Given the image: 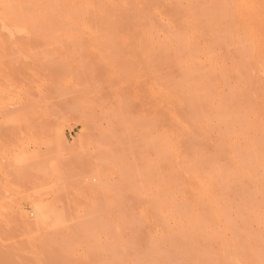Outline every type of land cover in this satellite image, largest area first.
<instances>
[{"label":"rangeland","instance_id":"1","mask_svg":"<svg viewBox=\"0 0 264 264\" xmlns=\"http://www.w3.org/2000/svg\"><path fill=\"white\" fill-rule=\"evenodd\" d=\"M55 1L58 14L61 0ZM74 1L76 10L85 7L77 17L81 22L69 16L76 29L83 28L76 30V37L71 29L49 37L44 28L49 27L52 13L46 7L38 10L45 9L40 14H48L47 22L38 21L40 14L31 19L26 12V24L33 31L2 29L0 21V264H264V53L263 61L254 60L252 65L249 51L242 52L259 37L264 40V25L251 40L241 27H235L241 36L232 27L234 32L226 33L230 38L223 37L226 28L218 26L222 19L213 14L218 0H206V4L213 1V13L212 6H202L208 12L200 8L203 0H114L117 5L99 0L108 15L99 13L97 18L98 0H89L90 5L87 0ZM23 2L27 8L28 1ZM8 3L12 8L6 7L8 11H21ZM64 8L68 15V7ZM138 9L149 10L148 22L143 17L147 13ZM20 13L18 18H24ZM261 14L256 17L263 21ZM0 15L12 25L20 14ZM101 16L108 23L116 17L111 28L115 34L109 29L113 25ZM50 17L49 25L59 20ZM205 17L211 21L214 17L217 24L208 21L212 25L207 27ZM92 20L96 28L102 27V37ZM24 23L21 26H27ZM36 24L46 36L39 34ZM242 34L249 39H244L247 45L240 42ZM124 36L129 41L124 43ZM98 42L108 48L101 50ZM107 42L116 47L109 49ZM239 61L250 62L249 71L254 70L249 72L251 65L245 69ZM188 74L200 93L193 81L184 78ZM193 93L197 102L190 96ZM229 106L234 109L225 108ZM193 108L198 116L190 114ZM39 211L41 226L34 223Z\"/></svg>","mask_w":264,"mask_h":264},{"label":"bare ground","instance_id":"2","mask_svg":"<svg viewBox=\"0 0 264 264\" xmlns=\"http://www.w3.org/2000/svg\"><path fill=\"white\" fill-rule=\"evenodd\" d=\"M23 1H24V0H23ZM23 1H22V0H0V13L2 14V17H4V16H8V17H9V14H10V13H12V15L15 17V16H17L18 13H19L20 15L17 16V18H18L19 16L21 17V13H20L21 11H22V15H23V13H25V15H23L24 18L22 17V18H23V21H22L21 24H20L19 22L21 21L22 18H18L17 21H15L16 19L13 18V20L15 19V20H14L15 23L13 22L14 24H12V25H10V24L8 23V24L10 25L9 27H8V24L5 22V20H4V22L7 24V27H6V24L3 22V20H0V21H1V24H2V26H1V24H0V26L2 27V29H11V30H13V29L15 28V29H18V30H15V29H14L13 31H21V30L23 31V30L29 28V30H30V29L32 30V28H33L32 25H30V26H31V28H30L29 24H26L27 21H25V19H28L27 17H29L30 15H31L30 18L33 19L32 17H35L36 15H38V14H40V13H43V11H44L45 9H47V8H48L49 11L53 14V12L55 11V9H54V6L56 5L55 2H57V1H55V0H53V1H52V0H48L49 2L52 1L51 4H52L53 7H51V6H48V5H51V4H50V3L48 4V1H47V0H46L47 2L44 0V4H43L42 1H39V0H30V2H29V0H27V1L29 2V3L27 2V4H28V5H27V8H28V9H27V8H26V4H25V7L23 8V5H24V4H23V3H24ZM25 1H26V0H25ZM62 1H63V0H61V5H60V2H59V5H60V6L58 5V8H60V7H61V8H60V9L57 8L58 14L54 12V15H52V14H50V13L47 11V12L50 14V16H54V17H56L55 14L58 15L56 18H59V20L55 18L56 21H57V23H55L56 21L54 20V21H55V22L53 21L54 24L51 23V25H49V18L51 19V17H50V16L48 17V14H46L45 16H43L42 14H40V16L42 15L43 17H42V16H41V17L39 16L40 18H39V17L37 18L38 21H39V20H40V21L42 20V21H44V22H47L46 20L48 19V22H47V23H48V26H49V27H46V28H44V29L47 30L46 33H48V31H49V33H48L49 37H53V36L55 35V34H54L55 31H56V32H59V30H60L59 33H56V34H58V36H60V35L62 34V32L66 34V30L71 29V30H70L71 32L69 31V33H72V31H73V33H75L76 30H77V31H81V30L83 29L82 27L85 28V26H86V24H84L85 26H83V25H82L83 23H82V24H81V23H78V25L81 24V26H82V27L79 26L78 28H82V29H81V30H78V29H76V28H77V26H75L76 24H75V23L73 24L74 21H72V18H69L70 14H71V16H74V17L76 18V20L78 21L79 18H77V17H81V14H80L79 12H80V10L84 11L83 9L85 8V7H84L85 4H83L84 6L82 5V6L84 7L83 9L78 10L79 8L75 6V5H77V4H74V3H76L74 0H72V1H74L73 4L71 3L72 1L64 0L65 2H63V4H67V3L70 4V3H71V6L68 4V5H64V7L66 6V8L68 7L67 9H69V10H70V8H71V10L74 9L73 11H77V15H76V12L73 13V11H72L71 13H69L70 11L67 10V12H68V15H67V14H65L66 11L63 13V11L65 10V8L62 6V5H63V4H62ZM67 1H69V2H67ZM76 1H77V0H76ZM85 1H86V0H85ZM87 1L89 2V0H87ZM90 1H91V0H90ZM98 1H99V0H98ZM98 1H97V2H98ZM100 1H101L103 4L106 3V1H104V0H103V1H104L105 3H104L102 0H100ZM100 1L98 2V4H97V2H96V4H97V5H96V8H95V5H94L95 3H92V4H91L92 7L90 6V8H91L92 11H93V8H95V9L97 10V12L99 11L98 14L95 13L96 11H93L95 15L97 14V15L95 16V18H97V16L100 15V14L104 15V14L106 13L105 15H108V14H107V10L104 8V9L106 10V12H105V11H103V9L101 8L102 6H105V5H103ZM109 1H110V0H109ZM113 1H114V0H113ZM113 1H111V3H112ZM115 1H116V0H115ZM115 1H114V3L116 4ZM122 1L124 2L125 0H122ZM176 1H177V0H175L174 2L176 3ZM204 1H205V3L203 4L202 2H204ZM208 1H210V0H208ZM8 2H9V3H10V2H13V4L11 3V4H12V7L14 6L13 9H15V10H21V11H19L18 13H16L17 15L15 14V12H13L14 10H13V11H8L9 9L12 10V8H10L11 6L7 5ZM53 2H54V5H53ZM78 2H79V1H78ZM92 2H93V1H92ZM94 2H95V1H94ZM202 2H200V3H202V5L200 4L201 7L199 6L200 8H203L204 5L212 6V3H211V2H213V1H211L210 3L207 2V4H206V0H203ZM215 2H217V0H216ZM215 2H214V3H215ZM263 2H264V1H263ZM9 3H8V4H9ZM108 3H109V2H108ZM108 3H107V4H108ZM114 3H113L112 5H115ZM217 3H218L217 6L219 7V9H218V7H217L216 4H215V6L217 7L216 10H219L220 13H219V12H216V10H215V12H214V10H213L214 6H212V8L210 7L213 11H209V10H208V11H209L210 13H213V12H214L213 14H216V13H217L218 20L220 21V20L222 19V22L224 21L223 23H222V22H219V23H218V22H217L218 20L216 19L217 16L215 15V20H216V22L218 23V26L221 27V28H223V30H224L225 28H226V30H227V31L224 30L223 33L221 32L222 35H223V37L226 36V37H228V39H229L230 37L227 36V34L233 33L234 31H236V35L238 34V36H241V35L238 33V30L236 29V28H240V27H241L242 29H244V30H242V29L240 28V30H242V31L244 32V34H245L244 37L248 38V37L250 36L249 39L251 40V39H252L251 37L253 36L252 34L257 32V31H255V30H258V32H259V29H258V28H261V26L264 25V22H263L264 20H263V21L260 20L261 18L259 17V16L263 17V15L261 14V12L264 13V11H263L264 9L262 8V7L264 6V5H263L264 3H262V0H218ZM261 3H262V4H261ZM47 4H48V5H47ZM107 4H106V6H107ZM86 5H88V3H87ZM89 5H90V2H89ZM89 5L87 6L88 8H89ZM93 5H94V7H93ZM98 5H100V6H98ZM116 5H117V4H116ZM116 5H115V6H116ZM8 6H9V7H8ZM73 6H74V7H73ZM82 6H79V7H82ZM97 6H98L99 8H97ZM108 6H109V5H108ZM131 6H132V5H131ZM202 6H203V7H202ZM209 6H208V7H209ZM6 7H8V10H7ZM45 7H46V8H45ZM49 7H50V8H49ZM56 7H57V6H56ZM75 7L78 8V9L76 10ZM199 7H198V8H199ZM216 7H215V8H216ZM43 8H45V9L42 10V11L40 12L39 10H40V9H43ZM51 8L53 9V11H51ZM88 8H87V9H88ZM106 8H108V7H106ZM112 8H113V7H112ZM132 8H134V7H132ZM200 8H199V11L201 10ZM38 9H39V10H38ZM99 9H100V10H99ZM101 9H102V10H101ZM109 9H110V8H109ZM136 9H137V8H136ZM203 9H204V8H203ZM205 9H206V7H205ZM205 9H204V10H205ZM208 9H209V8H208ZM211 9H210V10H211ZM260 9H262V10H260ZM23 10H24V11L26 10V11L23 12ZM59 10H61V11H60V15H59ZM110 10H111V9H110ZM110 10H109V11H110ZM113 10H115V9H113ZM113 10H111V11H113ZM138 10H141V9H138ZM204 10H202V12H204ZM101 11H103V12H101ZM111 11H110V12H111ZM133 11H135V10H133ZM136 11H137V10H136ZM136 11H135V12H136ZM142 11H143L144 15H145V13H147L145 16H143L145 19H147L146 17L150 14L149 10H148V12H147V10H144V9L141 10V12H142ZM145 11H146V12H145ZM197 11H198V10H197ZM205 11H207V9H206ZM208 11H207V12H208ZM16 12H17V11H16ZM26 12H27V14L29 13V16H27V17L25 18V16H26ZM87 12H88V11H87ZM90 12H91V11H90ZM104 12H105V13H104ZM110 12H108V13H110ZM141 12H140V13H137V14H141ZM189 12H191V11H189ZM259 12H260V13H259ZM13 13H14V14H13ZM36 13H37V14H36ZM62 13L64 14V16H61ZM78 13L80 14V16H79ZM82 13H83V12H82ZM99 13H100V14H99ZM113 13H114V12H113ZM185 13H186V12H185ZM185 13H182V15H186V14H187V13H186V14H185ZM35 14H36V15H35ZM44 14H45V12H44ZM73 14H74V15H73ZM137 14L135 13V15H137ZM192 14H193V16H194V13H192ZM204 14H206V13H204ZM218 14H219V15H218ZM258 14H260V15L258 16L260 19H259L258 17H256ZM75 15H76V16H75ZM113 15H114V14H113ZM180 15H181V14H180ZM187 15L189 16L190 13L187 14ZM187 15L185 16L186 18H187ZM195 15H196V14H195ZM197 15H198V14H197ZM199 15H200V14H199ZM202 15H203V14L201 13V16H202ZM210 15L212 16V14H210ZM210 15H209V16H210ZM0 16H1V15H0ZM13 16H12V17H13ZM92 16H93V15H92ZM139 16H140V15H139ZM139 16H138V17H139ZM191 16H192V15H191ZM204 16H206V15H204ZM8 17H7V18H8ZM44 17H45V18L48 17V18L45 19ZM74 17H73V20H75ZM99 17H100V16H99ZM101 17H102V16H101ZM106 17H107V16H106ZM108 17H109V16H108ZM114 17H115V16H112L111 19L114 18ZM138 17H137V18H138ZM140 17H142V14H141ZM179 17H180V16H179ZM181 17H182V19H183L184 16H181ZM194 17H195V16H194ZM196 17H197V16H196ZM219 17H220V18H219ZM5 18H6V17H5ZM30 18H29V20H28L29 22L31 21ZM43 18H44V19H43ZM52 18H53V17H52ZM93 18H94V17H93ZM95 18H94V20H96ZM102 18H103V17H102ZM137 18H136V21H137ZM149 18H150V17H149ZM191 18H192L193 21L195 20V18H194V19H193V17H191ZM198 18L201 19V17H198ZM202 18H204V17H202ZM207 18H209V17H207ZM207 18L205 17V19H207ZM257 18H258V19H257ZM0 19H2V18H0ZM65 19H66L68 22H69V21H70V22H69V23H65V22H67ZM103 19H104V18H103ZM115 19H116V17H115ZM115 19H113V21H114ZM141 19H142V18H141ZM213 19H214V17H213ZM213 19H212V21H211V19H210V20L207 19L206 24L208 23V21H211V22H213L212 24H214V23H215V22H214L215 20L213 21ZM262 19H264V18H262ZM18 20H19V22H18ZM104 20H107V19H104ZM104 20H103V21H104ZM187 20L189 21V19H187ZM196 20H197V19H196ZM201 20H202V19H201ZM9 21H10V20H9ZM35 21H36V20H35ZM50 21H52V19H51ZM71 21H72V22H71ZM79 21H80V20H79ZM97 21H99V20H97ZM100 21H101V20H100ZM109 21H110V20H109ZM113 21L110 22L111 24L108 23V20H107V22H106V23H108L109 25H113V26H110V27L108 26L110 30H112V29L114 30V28H112V27H114L116 21H115L114 23H113ZM141 21H142V20H141ZM143 21H144V19H143ZM143 21H142V22H143ZM146 21L148 22V19H147ZM149 21H150V20H149ZM179 21H180V23H181V21L183 22V20H180V19L178 20V22H179ZM202 21H204V23H205V20H202ZM260 21H261L262 23H261ZM16 22L19 24V26L15 25V24H17ZM23 22H25L24 24H26L27 26H21V25H23ZM58 22H59V23H58ZM80 22H81V21H80ZM92 22H93V23H90L91 26H92V24H93L94 27H95L97 23H95L93 20H92ZM104 22H105V21H104ZM104 22H103V23H104ZM144 22H145V21H144ZM184 22H186V21H184ZM190 22H191V21H189V23H190ZM33 23H34V22H33ZM33 23H32V24H33ZM38 23H39V22H38ZM94 23H95V24H94ZM192 23H193V22H191V24H192ZM217 23H215V25H216ZM30 24H31V23H30ZM42 24H43V22H42ZM108 24H105V25H108ZM117 24H118V23H116V25H117ZM145 24H146V22L144 23V25H145ZM147 24H148V23H147ZM183 24H184V23H182V25H183ZM210 24H211V23L209 22V24H207L206 26L208 27V25H210ZM212 24H211V25H212ZM222 24H223V25H222ZM260 24H261V25H260ZM262 24H263V25H262ZM14 25H15V26H14ZM36 25L39 26L40 24H36ZM36 25H35V26H36ZM45 25H46V24L44 23V26H45ZM88 25H89V24H88ZM119 25H120V24H119ZM144 25H143V26H144ZM149 25H150V24H148L147 27H149ZM178 25H180V24L178 23ZM220 25H222L223 27L220 26ZM226 25H227V26H226ZM11 26H12V27L14 26V27L12 28ZM35 26H34V27H35ZM89 26H90V25H89ZM91 26H90V27H91ZM102 26H103V25H102ZM185 26H186V25H185ZM185 26L183 25L184 28H185ZM189 26H190V25H189ZM189 26H188V27H189ZM191 26H192V25H191ZM218 26H217V27H218ZM228 26H230L231 28L228 27ZM36 27H37V26H36ZM74 27H75V28H74ZM87 27H88V26H87ZM87 27H86V28H87ZM106 27H107V26H106ZM133 27H135V26H133ZM137 27H138V26H137ZM137 27H135V28L137 29ZM145 27H146V26H145ZM145 27H144V28H145ZM181 27H182V26L180 25L179 28H181ZM210 27H211V26H210ZM210 27H209V28H210ZM212 27H214V26H212ZM212 27H211V28H212ZM215 27H216V26H215ZM232 27L234 28V31H232V29H233ZM235 27H236V28H235ZM72 28H73L74 30H73ZM88 28H89V27H88ZM88 28H87V30L91 29V28H89V29H88ZM95 28H96V27H95ZM100 28H102V27L100 26ZM100 28H98V27L96 28V29H97V32H98V30H100ZM111 28H112V29H111ZM116 28H118V26H117ZM119 28H120V27H119ZM119 28H118V29H119ZM135 28H134V30H135ZM142 28H143V27H140L139 30H142ZM177 28H178V27H177ZM179 28H178V31L180 32L181 30H179ZM190 28H191V27H190ZM192 28H193V27H192ZM38 29H41V30H39V32H41L42 29H43V27L40 28V26H39ZM48 29H49V30H48ZM96 29H95V30H96ZM118 29H117V31H118ZM182 29H183V28H182ZM218 29H220V28H218ZM229 29H230V33H228V32H229V31H228ZM262 29H263V31H264V27L261 28V30H262ZM29 30H28V31H29ZM45 30L42 31V32H44V33H42V32H41V33L37 32V34L39 33L40 35L43 34L44 36H46L47 34L45 33ZM91 30H93V29H91ZM91 30H90V31H91ZM95 30H93L92 32H94ZM102 30H107V29L104 28V29H102ZM113 30H112V31H113ZM121 30H122V28H120V32L122 33L123 30H122V31H121ZM124 30H125L124 32H125V34H126V31H127V30H126V29H124ZM128 30H129V29H128ZM145 30H146V29H145ZM185 30H186V29H185ZM32 31H33V30H32ZM37 31H38V30H37ZM82 31H83V30H82ZM90 31H88V32L90 33ZM107 31H108V30H107ZM112 31H111V32H112ZM115 31H116V30H115ZM117 31H116V33H118ZM142 31H143V30H142ZM187 31H188V30H187ZM187 31H186V32H187ZM190 31H191V30H190ZM192 31H193V29H192ZM231 31H232V32H231ZM50 32H53V33H50ZM97 32H95V33H97ZM99 32L102 33L101 30H100ZM103 32H104V31H103ZM105 32H106V31H105ZM105 32H104V33H105ZM113 32H114V31H113ZM124 32H123V34H124ZM134 32H135V31H134ZM179 32H178V34L180 35ZM182 32L184 33V29H183ZM224 32H225V34H224ZM245 32H246V33H245ZM73 33H72L71 35H75V37H76V33H78V32H76L75 34H73ZM83 33H84V32H83ZM107 33H109V32H107ZM137 33H138V32H137ZM141 33H142V32H141ZM187 33H188V32H187ZM189 33L191 34V32H189ZM226 33H227V34H226ZM51 34H52V35H51ZM59 34H60V35H59ZM65 34H64V36H65ZM67 34H68V32H67ZM93 34H94V33H93ZM114 34H115V32H114ZM133 34H134V33H133ZM139 34H140V33H139ZM139 34H138V35H139ZM146 34H147V33H146ZM192 34H193V33H192ZM192 34H191V35H192ZM219 34H220V31H219ZM259 34H260V33H259ZM262 34H263V33H262ZM11 35H12V34H11ZM62 35H63V34H62ZM62 35H61V36H62ZM69 35H70V34H68V36H69ZM77 35H78V34H77ZM81 35H84V34L81 33ZM86 35H88V34L86 33ZM90 35H91V34H90ZM90 35H89V36H90ZM94 35H95V34H94ZM96 35H97V34H96ZM106 35H107V34H106ZM110 35H111V34H108V36H110ZM112 35H113V33H112ZM112 35H111V36H112ZM143 35H144V37H146L145 33H144ZM185 35H188V34H185ZM231 35H232V34H231ZM254 35H255V34H254ZM68 36H67V37H68ZM97 36H98V35H97ZM102 36H103V33H102L101 37H102ZM104 36H105V35H104ZM108 36H105V37H107V40H108ZM120 36H121V35H120ZM134 36L137 37L136 34H134ZM218 36H219V35H218ZM238 36H237V39H238ZM40 37H41V36H40ZM49 37H48V38H49ZM56 37H57V36H56ZM87 37H88V36H87ZM92 37H93V35H91V38H92ZM94 37H95V40H97L96 36H94ZM101 37L99 36V38H101ZM113 37H115V36H113ZM113 37H112V38H113ZM117 37H118V36H117ZM122 37H123V36H122ZM122 37H121V38H122ZM139 37H140V35H139ZM142 37H143V36H141L140 38H137V39H138V40L140 39V41H142V40H143ZM177 37H179V36H177ZM187 37H188V36H187ZM221 37H222V36H219L218 38H221ZM232 37H233V36H232ZM255 37L258 38L259 36L257 37V35H255ZM255 37H254V38H255ZM54 38H55V36H54ZM64 38H65V37H64ZM99 38H98V39H99ZM109 38H110V37H109ZM115 38H116V37H115ZM115 38H113V39L116 40L117 38H116V39H115ZM129 38H130V37H129ZM141 38H142V40H141ZM147 38H148V37H147ZM188 38H190V37H188ZM192 38H193V37H192ZM212 38H213V37H212ZM212 38L210 39V41L212 40ZM215 38H216V36H215ZM239 38H240V37H239ZM242 38H243V34H242ZM246 38H243V40H240V42L242 41L241 43L243 44V41H244V43H245V40H246V41H249V39H246ZM254 38H253V41L256 40V39H254ZM262 38H263V36H262ZM41 39H43V38H41ZM46 39H47V38H46ZM51 39H52V38H51ZM86 39H87V38H86ZM101 39H102L101 41H104V40L107 41L106 38H104V40H103V38H101ZM110 39H111V38H110ZM110 39H109V40H110ZM126 39L128 40V38H125V36H124V43H125ZM134 39H135V38H134ZM137 39H135V40L137 41ZM177 39H178V38H177ZM179 39H182V38H181V35H180V38H179ZM186 39H187V38H186ZM186 39L184 38V40H186ZM216 39H217V38H216ZM225 39H226V38H225ZM244 39H245V40H244ZM259 39H260L261 41H259ZM259 39H257V41H255V42H253V43H254V46L260 44V47H259V45H258V47H259V49H260L261 46H262L261 43H262V41H264V40L261 39V37H259ZM47 40H49V39H47ZM88 40H89V39H87V41H88ZM93 40H94V38H93ZM93 40H89V41H93ZM99 40H100V39H99ZM114 40H113V41H114ZM218 40H222V39H218ZM232 40H233V39H232ZM49 41H50V40H49ZM97 41H98V40H97ZM97 41H96V42H97ZM117 41H118V43H119V41L121 42V39H119V40L117 39ZM128 41H129V40H128ZM130 41H133V42H134V40H131V39H130ZM143 41H144V43H146V46H147V40H146V42H145V40H143ZM143 41H142V42H143ZM178 41H179V40H178ZM180 41L182 42V40H180ZM192 41H193V40H192ZM192 41H189V39H188V42H192ZM212 41H213V40H212ZM214 41H215V40H214ZM84 42H85V41H84ZM110 42H111V40H110ZM110 42H107L108 44H106V45L109 46ZM115 42H116V41H115ZM133 42H132V44H134V43L137 44V42H134V43H133ZM142 42H141V43H142ZM193 42H194V41H193ZM257 42H261V43H257ZM94 43H95V42H94ZM102 43L105 45L104 42H102ZM102 43H101V45H102ZM111 43H113V42H111ZM233 43H234V42H233ZM248 43H249V42H248ZM253 43H252V46H253ZM255 43H257V44H255ZM263 43H264V42H263ZM263 43H262V44H263ZM96 44L98 45L99 42L96 43ZM113 44H114V43H113ZM116 44H117V43H116ZM120 44H122V43H120ZM129 44H130V43L126 42V45H127V46H128ZM139 44H140V42H139ZM139 44H138V45H139ZM142 44H143V43H142ZM182 44L184 45V42H183ZM182 44H181V45H182ZM188 44H190V43H187V42H186V47H187ZM238 44H240V43H239L238 40H237V47H238ZM242 44H240V46H241ZM92 45H93V43H92ZM97 45H96V46H97ZM99 45H100V44H99ZM101 45H100V46H101ZM110 45H112V44H110ZM123 45H125V44H123ZM143 45H144V44H143ZM244 45H247V44L245 43ZM263 45H264V44H263ZM100 46H97V47L99 48ZM113 46H114V45H113ZM113 46H111V47L109 46V49H111ZM120 46H121V45H120ZM191 46H192V45H190V47H191ZM250 46H251V45H250ZM254 46L251 47V48H253V50H252L251 48H250V49H251V50H250L249 47L247 48V46H246V49H247V50L244 48L243 51H242V48H243V47H241V51H242L243 53H244V52L247 53V51H249L248 54H250L251 57H252V52L250 53V51H253V52H254V53H253L254 55H255V53H256V54L258 53V56H259V57H257V55H255V56L253 55L254 59H253V57H252V58L250 57V59H248V60L251 61V62L254 61V60H256L255 63H258L259 60H262V59H260V58H263L262 55H263L264 51L262 50V48H261V50L256 49V51H254V50H255V49H254V48H255ZM102 47H103V46H101V50H102ZM114 47H116V45H115ZM114 47H113V48H114ZM137 47H139V46H137ZM244 47H245V46H244ZM263 47H264V46H263ZM106 48H108V47H107V46L103 47L104 50H105ZM143 48L145 49V45L143 46ZM187 48H188V47H187ZM187 48H186V49H187ZM196 48H197V47H196ZM196 48L193 47V49H196ZM235 48H236V47H235ZM140 49H141V47H140ZM144 49H141V51H143ZM146 49H147V47H146ZM146 49H145V50H146ZM189 49H190V48H189ZM197 49H198V48H197ZM197 49H196V50H197ZM145 50H144V51H145ZM99 51H100V50H99ZM106 51H107V50H106ZM237 51H238V50H237ZM257 51H258V52H257ZM260 51H261V52L263 51V52L261 53ZM100 52H101V51H100ZM186 52H187V51H186ZM195 52H196V51H195ZM195 52H193V53H195ZM102 53H103V52H102ZM105 53H106V54L108 55V57H109L108 52H105ZM182 53L184 54L185 51H182L181 54H182ZM187 53H188V52H187ZM187 53H186V54H187ZM189 53H190V52H189ZM196 53H197V52H196ZM235 53H236V52H235ZM140 54H141V53H140ZM143 54H144V56L146 55V53H144V52H143ZM181 54H179V58H180V55H181ZM237 54H238V53H237ZM237 54H235V55H237ZM240 54H241V53H240ZM240 54H238V55L240 56V59H241V57H243V56L240 55ZM260 54H262V55H260ZM103 55H104V54H102V55L100 54L101 57H103ZM141 55H142V54H141ZM238 55H237V56H238ZM142 56H143V55H142ZM142 56H140V57H141V59L143 60L144 57H142ZM192 56H193V54H192ZM194 56H195V55H194ZM244 56H245V55H244ZM105 57L108 58L106 55H105ZM176 57L178 58V55H177ZM181 57H182V56H181ZM255 57H256V58H255ZM186 58H188V57H186ZM191 58H192V57H191ZM237 58H238V57H237ZM245 58H246V61H247V56H245ZM144 59H145V58H144ZM188 59H189V58H188ZM257 59H258V62H257ZM177 60H178V59H177ZM183 60H184V59H183ZM190 60H191V59H190ZM241 60H242V59H241ZM263 60H264V58H263ZM263 60H262V61H263ZM144 61H147V60H146V59L143 60V63H144ZM178 61H179V60H178ZM178 61H176V62H178ZM185 61H186V60H185ZM187 61H188V60H187ZM262 61H261V63H262ZM239 62H241V61H239ZM244 62H245V61H244ZM244 62L242 61L241 63H244ZM145 63H146V62H145ZM145 63H144V64H145ZM179 63H181V62H179ZM179 63H177V64H179ZM183 63H184V62H183ZM255 63L252 62V65H255ZM261 63H260V64H261ZM184 64H185V63H184ZM239 64H240V63H239ZM248 64H250V62H249ZM248 64H247V62H246V64L244 63L243 66H247ZM263 64H264V62H263ZM250 65H251V64H250ZM252 65H251V68H249V69H248L249 66H247L246 68L244 67V68H245V69H248V71H249L250 69H252ZM256 65H257V64H256ZM179 66H181V65H179ZM263 66H264V65H263ZM144 67H145V65H144ZM146 67H147V66H146ZM181 68H182V67H181ZM253 68L256 69V67H253ZM261 68H263L262 65H261ZM183 69H185V67L182 68V70H183ZM187 69H188V68H187ZM253 70H254V69H253ZM253 70H251V71H253ZM263 70H264V69H263ZM184 71H185V70H184ZM188 71H189V69H188L187 71H185V72H188ZM251 71H249V72H251ZM260 71H261V70H260ZM245 72H246V70H245ZM262 72L264 73V71H262ZM243 73H244V70H243ZM256 73H257V72H256ZM252 74H253V75H252V76L250 75V76H251L250 78H252V77L255 75L254 72H253ZM243 75H244V74H243ZM183 76H184V78H186L185 76H187V79L189 80V77H188L189 74H188V75H183ZM244 76H245V75H244ZM248 77H249V76H247V78H248ZM252 79H253V78H252ZM192 81H193V80H192ZM192 81H191V79L189 80V82H192ZM256 81H257V80H256ZM256 81H255L254 84L258 83V82H256ZM187 82H188V81H187ZM192 83H194V84H193V86H192V85H191V86L194 88V85H195V88H196L195 90L197 91V90L199 89V88L197 89V87H199L198 84H196L194 81H193ZM260 83H261V79H260V82L258 83V87H259ZM263 83H264V82H263ZM148 84H149V83H148ZM248 84H249V83H248ZM252 84H253V83H252ZM187 85H188V84H187ZM249 85H250V84H249ZM188 86H189V89H190V90L188 89V91H191V89H193V88H191L190 85H188ZM251 86H252V85H251ZM255 86H256V85H255ZM260 86H261V88L263 87L262 85H260ZM247 87H249V86L247 85ZM253 87H254V86H253ZM256 87H257V86H256ZM258 87H257V89L254 87L255 90H258ZM148 88H149V87H148ZM185 88H186V87H185ZM250 88H251V87H249V88H247V89L250 90ZM254 88H253V89H254ZM259 88H260V87H259ZM186 89H187V88H186ZM186 89H184V87H183V90H184V91H185ZM253 89H252V90H253ZM181 90H182V89H181ZM181 90H180V91H181ZM249 90H247V91H249ZM259 90H260V89H259ZM184 91H181V93L183 94ZM186 92H187V90H186ZM192 92H193V91H191V93H192ZM194 92H195V91H194ZM198 92L200 93V90H198ZM253 92H254V90H253ZM204 93H205V92H204ZM209 93H210V91H209ZM256 93H258V92L256 91ZM179 94H180V93H179ZM194 94H196V93L190 94V96L193 95V97H194ZM200 95H201V94H200ZM188 96H189V93H188ZM204 96H205V95H204ZM180 97H181V94H180ZM185 97H186V93H185V95H184V99H185ZM193 97H192L191 99H194V98L196 99V97H194V98H193ZM198 97H199V94H198ZM201 97H202V95L200 96V98H201ZM181 98H182V97H181ZM188 98L190 99V97H188ZM200 98H199V99H200ZM182 100H183V99H182ZM246 100H247V99H246ZM191 101H192V100H191ZM182 102H183V103L186 102V103L184 104L185 106H186L187 104H189V103H187L186 100H185V102H184V100H183ZM188 102H190V101H188ZM193 102H194V100H193ZM193 102H192L191 105H193ZM196 102H197V99H196ZM196 102H195V103H196ZM248 102H249V101H248ZM199 103H200V101H199ZM199 103H197V104H199ZM250 103H252V101H251ZM236 104H237V103H236ZM238 104H239V102H238ZM238 104H237V105H238ZM245 104H247V103H245ZM254 104H255V103H254ZM189 105H190V104H189ZM187 106H188V105H187ZM200 106H201V105H200ZM200 106L197 107V108H200ZM231 106H232V105H231ZM231 106H229V107H225V108H227V109L229 110V108H232ZM234 106L236 107V105H234ZM243 106H244V105H243ZM162 107H165V106H162ZM192 107H193V106H192ZM192 107H191V108H192ZM244 107H245V106H244ZM244 107H243V108H244ZM248 107H249V104H248ZM254 107H255V105H254ZM236 108H237V107H236ZM250 108H251V107H250ZM252 108H253V107H252ZM193 109H194V110H192V111L190 112L191 115L195 114L193 111H195L196 113H197V111H198L196 108H193ZM195 109H196L197 111H196ZM223 109H224V107L221 109L222 112H220L219 114L223 113ZM232 109H234V107H233ZM232 109H230V112H228V113L231 114V111H233ZM240 109H241V107H240ZM163 110H164V108H163ZM190 110H191V109H190ZM203 110H204V109H202V111H203ZM221 110H219V111H221ZM225 110H226V109H225ZM219 111L217 110V112H219ZM203 112H204V111H203ZM233 112H234V111H233ZM188 113H189V111H188ZM201 113H202V112H201V110H200V114H201ZM225 113H227V111H226ZM225 113H224V115H225ZM197 114H198V113H197ZM202 114H203V113H202ZM232 114H233V113H232ZM234 114H235V113H234ZM222 115H223V114H222ZM195 116H198V115L195 114L194 117H195ZM203 116H204V115H203ZM218 116H221V115H218ZM227 116H228V115H227ZM229 116H230V115H229ZM229 116H228L227 118H229ZM232 116H233V115H232ZM199 117H201V116H199ZM199 117H198V118H199ZM220 118H221V117H220ZM223 118H224V117H223ZM225 118H226V117H225ZM230 118H231V117H230ZM194 119H197V118H194ZM261 119H262V118H261ZM228 120H229V119H228ZM258 120L261 122L260 118H258ZM258 120H257V121H258ZM263 120H264V119H263ZM197 121L199 122V119H198ZM225 121H226V120H225ZM195 122H196V121H195ZM254 122H255V121H254ZM263 124H264V123H263ZM256 125H258V124H256ZM259 125H260V124H259ZM263 126H264V125H263ZM164 130H165V129H164ZM162 131H163V130H162ZM162 131H160V132H162ZM160 132H159V134H160ZM169 133H170V131H169ZM159 134H158V135H159ZM163 134H164V132H163ZM165 134H167V133H165ZM168 135H169V138H171L170 134H168ZM156 136H157V135H156ZM164 136H166V135H164ZM164 136H163V137H164ZM157 137H159V136H157ZM157 137H156V139H157ZM166 137H167V136H166ZM169 138H168L167 140H169ZM163 139H164V138H163ZM163 139H162V140H163ZM159 140H160V139H159ZM155 141H156V140H155ZM170 141H171V140H170ZM153 142H154V141H153ZM154 143H157V142H154ZM159 143H160V142H159ZM169 143H170V142H169ZM167 144H168V143H167ZM156 145H157V144H156ZM163 145H164V142H163ZM163 145H159V146H163ZM165 145H166V144H165ZM169 146H171V145H169ZM222 146H223V145H222ZM225 146H226V145H225ZM154 147H156V146L154 145ZM226 147H227V146H226ZM161 148H163V147H161ZM222 148L224 149V146H223ZM164 149H166V148L164 147ZM172 150H173V149H172ZM226 150H227V149H226ZM161 151H163V150H161ZM167 151H168V150H167ZM223 151H224V150H223ZM227 151H229V150H227ZM227 151H226V152H227ZM156 152H157V151H156ZM170 152H171V150H170ZM170 152H169V153H170ZM226 152H224V154H225ZM159 154H160V152H159ZM174 154H175V153H174ZM157 156H158V155H157ZM159 156H160V155H159ZM167 156H168V155H167ZM167 156H166V157H167ZM171 156H174V155L172 154V152H171ZM259 156H260V155H259ZM176 157H177V156H176ZM256 158H257V157H256ZM159 159H160V158H159ZM161 159H162V158H161ZM161 159H160V160H161ZM172 159H173V158H171V160H172ZM175 159H176V158H175ZM175 159H174V160H175ZM163 160H164V158H163ZM169 160H170V158H169ZM174 160H172V161H174ZM175 161H176V160H175ZM163 162H165V161H163ZM166 162H167V161H166ZM165 164H166V163H165ZM165 164H164V165H165ZM168 164H169V162H168ZM171 164H172V163H171ZM171 164H169V165H171ZM186 164H189V163H186ZM187 166H188V165H187ZM189 166L191 167V165H189ZM172 167L174 168V166H172ZM164 168H167V164H166V167L164 166ZM168 168H169V167H168ZM170 168H171V166H170ZM191 168H192V167H191ZM251 168H252V167H251ZM251 168H250V169H251ZM189 169H190V168H189ZM164 170H167V169H164ZM172 170H174V169H172ZM185 170H187V168H185ZM192 170H193V169H192ZM192 170H191V171H192ZM170 171H171V169H170L169 171H167V172L169 173ZM184 172H185V171H184ZM164 173H165V171H164ZM164 173H163V174H164ZM185 173H186V172H185ZM187 173H188V171H187ZM189 173H190V172H189ZM189 173H188V174H189ZM191 173H192V172H191ZM193 173H194V172H193ZM163 174H162V175H163ZM165 174H166V173H165ZM168 175H169V174H168ZM189 175H190V174H189ZM164 176H165V175H164ZM166 176H167V175H166ZM169 176H171V175H169ZM167 178H168V177H167ZM162 179H163V178H162ZM193 179H194V178H193ZM165 180H166V179H165ZM165 180H163V181L166 182ZM168 180H169V179H168ZM191 180H192V179H191ZM194 180H195V179H194ZM194 180H193V181H194ZM161 181H162V180H161ZM192 183H193V182H192ZM165 184H166V183H165ZM165 184H164V186H165ZM167 184H168V183H167ZM195 184H196V183H195ZM193 185H194V184H193ZM193 185H192V186H193ZM196 186H197V185H196ZM193 187H195V186H193ZM194 189H195V188H194ZM40 208L43 209L41 206H40ZM218 209H219V208H218ZM42 211H44V210H42ZM44 213H45V212H44ZM36 214H37V218H36V217H35L36 219L34 218V219H35L34 223H35L36 225H40V224L43 222V212L39 211V212L36 213ZM44 215H46V214H44ZM204 215H205V214H204ZM204 215H203V216H204ZM206 216H207V217L210 216L209 213H208L207 215H205L204 217H206ZM45 217H46V216H45ZM207 217H206L205 220H207ZM45 219H46V218H45ZM208 219H210V218H208ZM32 221H33V220H32ZM208 222H209V220H208ZM30 223H31V222H30ZM32 223H33V222H32ZM205 223H206V222H205ZM35 224H34V225H35ZM43 224H44V223H43ZM32 226H33V225H32ZM40 226H41V225H40ZM36 227H37V226H36ZM38 228H39V227H38ZM231 255H232V254H231ZM231 255H230V257H231ZM231 260H232V259H231Z\"/></svg>","mask_w":264,"mask_h":264}]
</instances>
